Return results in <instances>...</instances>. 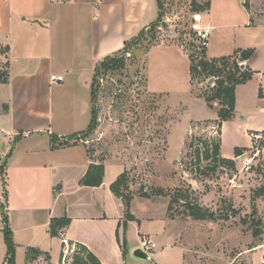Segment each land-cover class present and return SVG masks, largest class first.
<instances>
[{
	"label": "crops",
	"instance_id": "0c3cea01",
	"mask_svg": "<svg viewBox=\"0 0 264 264\" xmlns=\"http://www.w3.org/2000/svg\"><path fill=\"white\" fill-rule=\"evenodd\" d=\"M213 6L211 0L210 12ZM247 10L250 18L242 31L245 34L238 33L231 43L222 31L223 42L231 46L216 48L212 40L206 50L210 59L239 48L256 49L248 61L253 77L236 88L237 112L243 111V88L250 82L262 86L264 99V23ZM157 17V0H0V204L6 203L16 264L38 260L58 264L64 240L87 246L102 264H125L143 236L172 242L167 198L144 197L132 187L130 212L135 220H126L124 203L111 184L130 166L107 159L100 186L80 185L92 158L84 144L70 139L91 123L97 65L120 51ZM204 23L211 25V19ZM173 45L178 46L156 44L148 56L158 48L160 53H170ZM186 73L187 93L207 104L192 92L190 62ZM53 74L64 79L52 81ZM216 119L218 115L210 120ZM53 136L70 145H56ZM154 202L160 203L162 213L148 217ZM64 216L71 218V223L60 236H52L51 219ZM156 218L160 221L149 230L148 222ZM5 226L0 209V264L7 254ZM124 235L126 257L119 241ZM28 247L49 253L50 258L41 255L28 261Z\"/></svg>",
	"mask_w": 264,
	"mask_h": 264
},
{
	"label": "rangeland",
	"instance_id": "374dc122",
	"mask_svg": "<svg viewBox=\"0 0 264 264\" xmlns=\"http://www.w3.org/2000/svg\"><path fill=\"white\" fill-rule=\"evenodd\" d=\"M244 1L214 0V11L210 12V7L201 11L205 16L204 22L211 19V25H215L209 45L213 40L216 48L228 49L231 46L223 42L222 31L231 43L238 33L245 34L242 31L246 29L245 23L250 16ZM248 1L252 15L264 23V0ZM162 2L163 20L174 32L170 33L162 25L154 31L155 37L148 35L147 31L126 54L124 68L100 75L94 101L98 110L97 126L81 143L88 148L94 160L105 158L128 164L131 188L137 192L141 187L148 190L154 187L166 190L189 187L200 205L223 216L216 220L195 219L182 204H176L174 217L167 214L172 219V242L155 237L159 244L150 253V260L131 255L125 264H264V196L252 195V189L264 184L262 86L259 87L256 81L244 86L243 103L240 105L243 111L236 110L235 116L224 121L220 129L223 156L235 158L236 147L250 149L235 158L237 170L221 168L211 176L192 171L197 158L195 147L191 148L190 143H197L199 137L219 134L218 127L210 120L218 115L217 111L193 98L187 93L189 87L186 88V70L193 60L189 50L190 17L196 11V5L205 4L207 0ZM160 43H173L180 48L173 45L170 53H160L158 48L148 56L150 48ZM191 79L195 95L210 93L211 88L203 83L205 78ZM253 137L257 139L255 146ZM206 164L202 155L201 165ZM160 197L169 201V197ZM228 201L238 210L237 215L232 214ZM160 206L154 202V211L151 215L148 213V217L160 216ZM225 215L228 218H223ZM245 217L249 219L248 224L242 222ZM159 221L160 218L149 221L148 229ZM77 250L76 245L70 244V250L66 256L63 251L58 264H70ZM33 264L48 263L38 260Z\"/></svg>",
	"mask_w": 264,
	"mask_h": 264
},
{
	"label": "trees",
	"instance_id": "16d2710c",
	"mask_svg": "<svg viewBox=\"0 0 264 264\" xmlns=\"http://www.w3.org/2000/svg\"><path fill=\"white\" fill-rule=\"evenodd\" d=\"M210 1L207 0L205 4H197L195 7L196 11H202L205 7H210ZM159 7V15L156 21L151 23L149 27L142 30L135 38L130 41L125 42V46L118 52L119 54L108 55L100 61L97 65L96 72L93 79V101H95L99 86H100V75L102 73H107L109 71L120 70L125 67L126 64V54L130 52L132 45L143 37L147 31L148 35L153 34L157 31V27L161 26V22L164 16V4L162 0H157ZM244 4L246 8H250L249 1L245 0ZM155 29V30H154ZM157 33V32H156ZM155 37V35L153 34ZM256 52L255 48L246 49H236L230 55H224L221 57H207V51H203L201 58L197 60H191L190 63V75L192 80L198 78H207L210 76L218 77L214 87L210 89L208 93L203 97L210 108H216L218 119L213 121L218 127V136L211 135L208 137H199L197 143L192 141L190 147H195L196 156V167H192V171H195L199 175L211 176L213 173L217 172L221 168H227L230 170H237V163L235 158L243 155L249 148L236 147L235 148V158H228L222 155L221 152V126L222 123L230 118H232L236 111V88L239 84L246 83L250 80L254 71L251 69L249 63L243 68L240 61H249L254 56ZM260 96H262V90H260ZM217 103V105H216ZM98 110L93 107L92 120L87 130L80 134H74L70 137L74 142H78L80 138H84L90 131H92L97 126ZM255 134V133H254ZM264 136V133H263ZM54 142L59 145H70L68 142H58L57 136H53ZM257 144V139L253 137V146ZM90 153V152H89ZM207 161L205 166L201 165V157ZM91 156V155H90ZM92 158V156H91ZM105 158L100 160H94L89 164L86 173L82 176L79 183L84 186H100L104 180V165ZM130 171L125 170L122 172L118 178L111 184V189L115 195L120 197L124 203L126 209V220H135L134 215L131 214V201L133 199L134 193L131 189V181L129 179ZM253 197L264 196V184L259 185L252 189ZM7 193V192H6ZM141 196L154 198L158 196L169 197L167 214L170 218L174 217V206L176 204H182L185 210L190 216L195 219H209L216 220L221 218L223 215L219 214L218 211L211 210L210 208L203 207L198 203L196 199L192 196V190L184 187H178L174 190H166L161 187H154L148 190L145 187H141L137 192ZM229 202V206L232 210V214L237 215L238 210L233 207V203ZM0 209L2 212L3 220L6 224L5 226V238L7 242V254L4 264H16V244L13 241L12 230L7 226L8 214L6 210V203L0 204ZM226 216V215H225ZM228 218V216L223 217ZM244 224H248L249 219L247 217L242 218ZM71 223V218L64 217H54L50 221V234L54 237L60 236L62 230L66 228ZM124 234L127 228V221L123 223ZM119 236V232H118ZM119 241L121 243V248L123 251V256L127 255V241L125 235L123 239ZM78 250L74 253L72 261L70 264H102L98 256L93 253L87 246L83 244H77ZM64 244L62 246L63 254ZM44 255L47 259L50 258L49 253L43 252L38 248L28 247L27 248V260L34 261L39 256ZM63 256V255H62Z\"/></svg>",
	"mask_w": 264,
	"mask_h": 264
},
{
	"label": "built area",
	"instance_id": "2783aa9c",
	"mask_svg": "<svg viewBox=\"0 0 264 264\" xmlns=\"http://www.w3.org/2000/svg\"><path fill=\"white\" fill-rule=\"evenodd\" d=\"M190 18L191 20L189 22V30L191 43L189 50L191 51V58L193 60H197L202 57L203 51L207 50L209 46V38L213 27L204 23V14L201 11L193 12ZM238 62L239 64L241 63L240 60H238ZM211 77L216 76L207 77L203 81V83L206 84V86H209L210 88L212 87L208 84V81L209 79H211ZM51 79L52 81H62L64 77L62 75L53 74L51 76ZM216 79H218V77H216ZM84 140V138H80L79 142H85ZM63 243L64 256H66L67 252L70 250V244L67 242V240H64ZM138 247L150 254L158 248V243L152 237L143 236L140 239Z\"/></svg>",
	"mask_w": 264,
	"mask_h": 264
},
{
	"label": "water",
	"instance_id": "95a60500",
	"mask_svg": "<svg viewBox=\"0 0 264 264\" xmlns=\"http://www.w3.org/2000/svg\"><path fill=\"white\" fill-rule=\"evenodd\" d=\"M162 27L166 28L170 33H173V29L172 27L169 26L168 22L166 20H162L161 22ZM242 65V67L244 68L247 64L248 61H241L240 63ZM216 77H211V79H209L208 84L211 87H214L216 84ZM134 256H136L137 258L140 259H144V260H150L151 256L149 253H147L146 251H144L143 249H141L140 247H137L134 251H133Z\"/></svg>",
	"mask_w": 264,
	"mask_h": 264
}]
</instances>
